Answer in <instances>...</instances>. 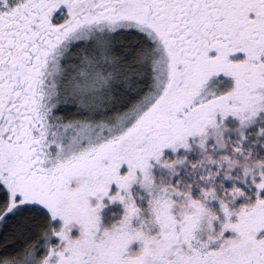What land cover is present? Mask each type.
I'll list each match as a JSON object with an SVG mask.
<instances>
[{
  "label": "snow or ice",
  "instance_id": "snow-or-ice-1",
  "mask_svg": "<svg viewBox=\"0 0 264 264\" xmlns=\"http://www.w3.org/2000/svg\"><path fill=\"white\" fill-rule=\"evenodd\" d=\"M4 229L0 264H264V0H0Z\"/></svg>",
  "mask_w": 264,
  "mask_h": 264
},
{
  "label": "trees",
  "instance_id": "trees-1",
  "mask_svg": "<svg viewBox=\"0 0 264 264\" xmlns=\"http://www.w3.org/2000/svg\"><path fill=\"white\" fill-rule=\"evenodd\" d=\"M68 115H71V113H68ZM227 186V185H226ZM120 206L118 204H114L113 207H111L109 216V219H114L113 215L114 213L118 215L119 211L118 209ZM116 215V217H117ZM9 229H4L0 236V255L3 256H15L16 253L19 250V246L24 243V241L20 239L14 238L13 234L11 233ZM9 234V235H8Z\"/></svg>",
  "mask_w": 264,
  "mask_h": 264
},
{
  "label": "rangeland",
  "instance_id": "rangeland-1",
  "mask_svg": "<svg viewBox=\"0 0 264 264\" xmlns=\"http://www.w3.org/2000/svg\"><path fill=\"white\" fill-rule=\"evenodd\" d=\"M238 55H240V54H238ZM113 206H114V204H113V205H109V206L104 210V212L102 213V226H103V227H109L110 224H111V222H112L114 219L117 218L116 215H115V216H114V219H109V218H110L109 213H110L111 207H113ZM118 211H119V213H120V212H121V208H119ZM119 213H118V214H119ZM1 233H2V231H0V236H1ZM10 234H11V233H10ZM8 235H9V234H8ZM226 235H227V234H226ZM139 247H140V245H139L138 242H133L132 244L129 245V251H130V252H136V251L139 250Z\"/></svg>",
  "mask_w": 264,
  "mask_h": 264
}]
</instances>
